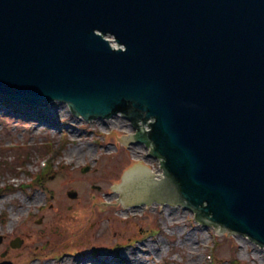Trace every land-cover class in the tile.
I'll list each match as a JSON object with an SVG mask.
<instances>
[{"label":"water","instance_id":"1","mask_svg":"<svg viewBox=\"0 0 264 264\" xmlns=\"http://www.w3.org/2000/svg\"><path fill=\"white\" fill-rule=\"evenodd\" d=\"M0 95L121 113L164 171L126 170V206L183 205L264 246V0H0Z\"/></svg>","mask_w":264,"mask_h":264},{"label":"rangeland","instance_id":"2","mask_svg":"<svg viewBox=\"0 0 264 264\" xmlns=\"http://www.w3.org/2000/svg\"><path fill=\"white\" fill-rule=\"evenodd\" d=\"M4 99L0 95V235H7L0 264H45L46 258L75 264L80 257L124 264L116 260L126 249L139 253L136 264H264V246L198 223L183 205H123L115 185L137 161L163 174L159 158L148 156L143 143L121 139L134 131L129 119L119 114L86 121L58 100L37 109L10 108ZM54 107L64 109L61 115ZM79 148L92 149L78 159ZM18 236L23 244L8 247ZM188 237L198 249L195 257ZM147 240H161V248L143 246Z\"/></svg>","mask_w":264,"mask_h":264},{"label":"bare ground","instance_id":"3","mask_svg":"<svg viewBox=\"0 0 264 264\" xmlns=\"http://www.w3.org/2000/svg\"><path fill=\"white\" fill-rule=\"evenodd\" d=\"M46 107V106H45ZM0 108H1V106H0ZM47 109V108H46ZM54 109V114L55 115H57V114H59V112H60V115H61V111H63L64 109L62 108V109H60L59 110V108H57V107H54L53 108ZM47 117H45V116H42V119H46ZM103 123H105V122H103ZM91 149L92 148H87V149H83V148H79V152L77 153V157L76 158H80V156L79 155H85V156H87L89 153H91ZM75 153H76V151H75ZM89 156V155H88ZM154 173L155 174H157V176H155L156 178H161L162 177V173H158V171L157 172H155L154 171ZM125 177V176H124ZM124 177H123V179H124ZM123 183V180H122V182L120 183V184H122ZM120 192V191H119ZM120 194H122L121 192H120ZM41 197H38V199H40ZM30 199H32V198H30ZM188 241V243H191V245H190V256H192V257H195L197 254H198V249H196L195 247H194V245H193V242H191V240H190V238L188 237L187 238V240H186V242ZM162 243V241L161 240H155V241H149V240H147L146 242H144L142 245L143 246H147V244L150 246V248H153V247H157L156 248V250L157 249H159V248H161V246H159L160 244ZM137 248H139V247H137ZM129 250H131V249H126V251L122 254V253H120V255H121V258L122 259H119L117 262H122V263H124V264H126V263H128V264H136V263H138L139 261H140V255H139V253L137 252H132V253H130V254H127V252H130ZM155 250V249H154ZM94 254V253H93ZM95 256L97 257V254H95ZM129 259L130 258V261L129 262H127L126 261V259ZM66 260H63L62 259V264H65L64 262H65ZM91 261V262H90ZM54 261H53V259H49L45 264H52ZM93 262V263H92ZM67 263H71V262H67ZM54 264H56V263H54ZM75 264H97L96 262H94L92 259H85V258H83V257H80V258H78V259H76V261H75Z\"/></svg>","mask_w":264,"mask_h":264},{"label":"flooded vegetation","instance_id":"4","mask_svg":"<svg viewBox=\"0 0 264 264\" xmlns=\"http://www.w3.org/2000/svg\"><path fill=\"white\" fill-rule=\"evenodd\" d=\"M42 220H43V219H40V220H39V222L41 223V222H42ZM6 235H7V234L5 233V234H4V238H6ZM18 238H19V239L22 241V244H23L22 237H19V236H18ZM4 240H5V239H4ZM8 247H10V248H11V247H13V246H12V244H10ZM13 248H15V247H13ZM8 249H9V248H8Z\"/></svg>","mask_w":264,"mask_h":264}]
</instances>
